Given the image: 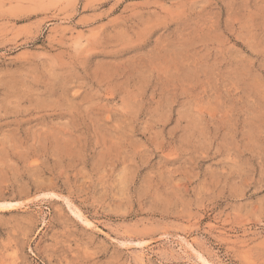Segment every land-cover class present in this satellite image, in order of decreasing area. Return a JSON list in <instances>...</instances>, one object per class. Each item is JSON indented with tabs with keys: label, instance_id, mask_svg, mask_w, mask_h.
<instances>
[{
	"label": "rangeland",
	"instance_id": "1",
	"mask_svg": "<svg viewBox=\"0 0 264 264\" xmlns=\"http://www.w3.org/2000/svg\"><path fill=\"white\" fill-rule=\"evenodd\" d=\"M1 202L0 264H264V0H0Z\"/></svg>",
	"mask_w": 264,
	"mask_h": 264
},
{
	"label": "bare ground",
	"instance_id": "2",
	"mask_svg": "<svg viewBox=\"0 0 264 264\" xmlns=\"http://www.w3.org/2000/svg\"><path fill=\"white\" fill-rule=\"evenodd\" d=\"M48 195V194H47ZM50 197L51 196H53V194L51 195H49ZM16 205H18V203H8V202H6V203H3V202H1L0 203V209H8V208H11V207H14V206H16ZM74 211V210H73ZM75 211H77V210H75ZM81 215V214H80ZM78 216V215H77ZM10 263V262H9Z\"/></svg>",
	"mask_w": 264,
	"mask_h": 264
}]
</instances>
